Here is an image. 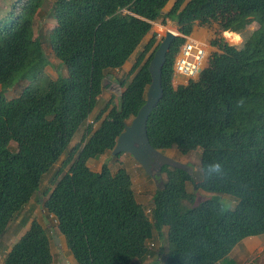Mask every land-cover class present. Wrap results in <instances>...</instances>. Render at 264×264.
Returning <instances> with one entry per match:
<instances>
[{"label": "trees", "instance_id": "1", "mask_svg": "<svg viewBox=\"0 0 264 264\" xmlns=\"http://www.w3.org/2000/svg\"><path fill=\"white\" fill-rule=\"evenodd\" d=\"M44 1L10 0L0 15V244L18 219V232L29 224L2 264H53L46 229L23 216L31 201L42 197L41 210L54 219L75 264L142 262L154 253L148 245L161 239L157 251L165 260L156 264H217L242 239L263 235L264 0H174L166 13L171 0H54L47 44L66 74L45 77L43 85L7 99L2 90L40 75L48 65L34 32ZM166 19L182 36L211 22L218 24L217 36L241 33L252 23L257 28L238 47L215 38L211 46L219 51L198 79L176 88L173 64L185 39L173 41L147 136L161 152L187 155L200 148V179L163 167V185L147 213L124 168L112 172L103 164L95 172L88 163L112 153L144 105L148 65L160 41L153 34L142 43L153 23ZM140 46L129 80L119 83L117 104L109 100L94 115L107 74L122 68ZM91 116L95 128L87 125ZM212 163L222 165L221 174H207ZM48 175L50 187L43 190ZM195 192L214 196L194 205ZM219 195L232 198L234 206L227 207Z\"/></svg>", "mask_w": 264, "mask_h": 264}, {"label": "rangeland", "instance_id": "2", "mask_svg": "<svg viewBox=\"0 0 264 264\" xmlns=\"http://www.w3.org/2000/svg\"><path fill=\"white\" fill-rule=\"evenodd\" d=\"M10 2V0H0V15L1 12L6 10V6ZM54 0H45L39 10L38 15L36 16L34 20V32L39 35L40 39L42 40V45L45 50L46 58L48 61V65L44 68L43 72L40 75H32L29 80H26L21 83H15V85L12 88H9L5 91L2 90L3 95L7 99H11L16 97L22 89L30 88L36 85H43L45 82V77L55 79L58 74L65 75L66 70L62 66V64L53 57L50 47L48 46V36L51 32V28L54 26L55 21L52 18V6H53ZM174 0H171L167 6L162 11L163 13H166L169 11L173 4ZM200 27V26H199ZM163 28H170L173 32L176 34H179L177 32V27L175 23L171 19H166L165 23H162L161 20H158L157 22L153 23L152 30L150 34L144 39L142 45L149 40L153 34H156V39L158 41H161L165 35V32H162L161 29ZM202 28L207 31V38H204V36H195L194 38L200 39L205 41L208 44L210 56L214 52H218L219 50L216 47L211 46V41H213L215 38H222V42H227L228 44L234 45V46H240L241 44H236L234 42H230L227 38H231L233 40V37L226 36L224 33L220 35H216V30L218 29V24L216 22H211L207 25L202 26ZM257 28L256 23H252L249 27H247L245 30H243L240 34L244 37L250 35L254 31V29ZM210 35V36H209ZM209 39V40H208ZM142 46H140L135 53L132 55V57L129 59V61L120 69H116L111 71L107 74V77L105 78V88L103 90V93L99 97L98 105L96 108V111L94 115L98 112L97 110H100L109 100H112L113 104H117L118 99L120 97V93L122 91V88L120 86V81L126 77V82L129 80L128 73L131 69V66L138 55V53L141 51ZM172 85L174 88L183 86V85H175L172 82ZM2 86L0 85V91ZM93 116H91L92 118ZM130 123V121H129ZM80 139V135L76 137V139L73 142V145L77 143ZM16 145L14 143H11V148L15 149ZM162 153L174 161L178 162L179 164H182L185 166L186 171L190 172L194 182H197L200 179V148H197L193 151H191L187 155H182L178 153L175 149L174 150H165L162 151ZM103 164L108 165L110 170L112 172H115L117 168H124L129 175L132 178V189L135 194L136 201L144 208L145 211H147L151 207V198L154 193V191L160 186L158 181H154L151 176L146 175V173L143 171L142 168H140L139 164L131 158V156L127 153H121L119 155H112V153H106L105 155L101 156L100 158L96 160H91L88 163L89 168L92 171H99ZM51 175H48L47 178H45L44 182L42 183V189L48 190L50 187L49 179ZM162 180H164L165 175H161ZM187 190L189 192H194L193 185L188 183ZM195 201L194 205L199 204L203 199H206V197L214 196L212 194H204L203 192H195ZM218 196V195H216ZM220 200L225 204L227 207L232 208L235 204L234 200L232 198H229L226 195H219ZM44 200V197L40 198V202ZM40 202H38L36 199H33L29 205V207L24 210L23 216L30 218L31 220L35 219L38 220L46 229L49 240H50V249L53 256V264H75L74 260L70 254V252L67 250L66 245L64 243L63 237L60 236L58 233V230L56 228V223L54 219L51 216H48L41 210ZM186 206H189L188 203L184 202ZM14 226L10 227L6 234H4L2 243L0 244V264H2L3 256L8 250L15 240L20 237L24 232L25 228L19 230V232H13ZM13 235V237L10 236ZM11 237V238H10ZM56 240L57 243H56ZM162 242V239L160 243ZM163 247L166 246L165 239H163ZM159 241H156L154 246L152 247L153 252H157L159 250Z\"/></svg>", "mask_w": 264, "mask_h": 264}, {"label": "water", "instance_id": "3", "mask_svg": "<svg viewBox=\"0 0 264 264\" xmlns=\"http://www.w3.org/2000/svg\"><path fill=\"white\" fill-rule=\"evenodd\" d=\"M176 37L175 32L168 30L159 42L148 65L151 82L146 91L145 103L130 123L125 125V129L118 136L112 151L113 155L120 153L129 154L139 164L146 175L152 177L155 176V173L156 176H161V169L165 166L186 170L182 164L164 155L161 151L154 149L149 143L146 130L148 118L162 97V68ZM159 185V187L163 185L162 179H160Z\"/></svg>", "mask_w": 264, "mask_h": 264}, {"label": "built area", "instance_id": "4", "mask_svg": "<svg viewBox=\"0 0 264 264\" xmlns=\"http://www.w3.org/2000/svg\"><path fill=\"white\" fill-rule=\"evenodd\" d=\"M122 14L126 15L127 12L123 11ZM177 37H183L184 43L180 46L178 53L175 57L172 72V82L175 85H187L190 81H196L200 73L208 66L210 51L208 44L203 40H195L192 35L182 36L176 34ZM87 125L95 128L96 123L92 118H89ZM149 213V210H147ZM154 245L149 244L148 248Z\"/></svg>", "mask_w": 264, "mask_h": 264}, {"label": "crops", "instance_id": "5", "mask_svg": "<svg viewBox=\"0 0 264 264\" xmlns=\"http://www.w3.org/2000/svg\"><path fill=\"white\" fill-rule=\"evenodd\" d=\"M191 35L193 37L204 36V38H207V31H205L204 28L195 25L192 29ZM19 222L20 219H18L14 224L10 225V227H15L12 233L18 232ZM28 226L29 224L25 226V230ZM10 236L13 237V235L11 234ZM18 239L19 237L15 240V242ZM159 246H162V242H159ZM164 260V255L159 254V252L157 251L154 252L152 255L148 256L144 261H134L133 264H156L162 263ZM217 264H264V234L259 236L246 237L242 239L237 245L233 247L228 257Z\"/></svg>", "mask_w": 264, "mask_h": 264}, {"label": "clouds", "instance_id": "6", "mask_svg": "<svg viewBox=\"0 0 264 264\" xmlns=\"http://www.w3.org/2000/svg\"><path fill=\"white\" fill-rule=\"evenodd\" d=\"M238 38V39H236ZM244 41V37L240 33H236L233 37V42L236 44H241ZM222 173V165L220 163H212L207 166V174L211 176L212 174L219 175Z\"/></svg>", "mask_w": 264, "mask_h": 264}, {"label": "bare ground", "instance_id": "7", "mask_svg": "<svg viewBox=\"0 0 264 264\" xmlns=\"http://www.w3.org/2000/svg\"><path fill=\"white\" fill-rule=\"evenodd\" d=\"M168 30L172 31L170 28H163V29H161V31H162V32H165V33H166ZM172 32H173V31H172ZM225 35H226V36H229V37H232V36H234L235 34L232 33V32H226ZM194 39H195V40H198V41L200 40V39H196V38H194Z\"/></svg>", "mask_w": 264, "mask_h": 264}, {"label": "flooded vegetation", "instance_id": "8", "mask_svg": "<svg viewBox=\"0 0 264 264\" xmlns=\"http://www.w3.org/2000/svg\"><path fill=\"white\" fill-rule=\"evenodd\" d=\"M131 158H132V157H131ZM140 168H141V167H140ZM154 175H155V176H153V177L151 176V177L153 178L154 181H158L159 184H160V179H162L161 176H156V173H155Z\"/></svg>", "mask_w": 264, "mask_h": 264}, {"label": "snow or ice", "instance_id": "9", "mask_svg": "<svg viewBox=\"0 0 264 264\" xmlns=\"http://www.w3.org/2000/svg\"><path fill=\"white\" fill-rule=\"evenodd\" d=\"M236 39H238V38H236Z\"/></svg>", "mask_w": 264, "mask_h": 264}]
</instances>
